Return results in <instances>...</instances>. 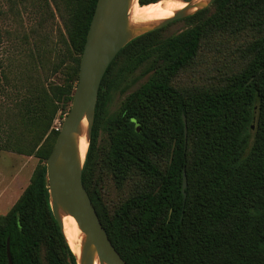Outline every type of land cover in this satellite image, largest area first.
I'll use <instances>...</instances> for the list:
<instances>
[{
  "label": "trees",
  "instance_id": "obj_1",
  "mask_svg": "<svg viewBox=\"0 0 264 264\" xmlns=\"http://www.w3.org/2000/svg\"><path fill=\"white\" fill-rule=\"evenodd\" d=\"M96 1L63 0L70 63L60 82L44 85L31 77L27 85L22 115L35 138L28 145L20 137L0 145L43 162L0 216V264H8L7 238L12 264H77L50 211L44 162L58 133L52 122L71 104ZM212 6L173 37L155 42L152 30L131 39L100 82L81 178L127 264H264V0H215ZM202 48L236 55L238 67L216 85L176 88L173 77ZM122 54L138 57V64L151 58V73L114 115L104 117L108 75ZM98 119L109 136L104 163L114 183L139 176L134 192L112 210L91 188Z\"/></svg>",
  "mask_w": 264,
  "mask_h": 264
},
{
  "label": "rangeland",
  "instance_id": "obj_2",
  "mask_svg": "<svg viewBox=\"0 0 264 264\" xmlns=\"http://www.w3.org/2000/svg\"><path fill=\"white\" fill-rule=\"evenodd\" d=\"M212 3L200 9L207 10L197 15L194 14L200 10L154 29L157 30L154 41L173 37L208 16L213 11ZM65 15L63 0H0V145L16 137L23 140L22 145H28L35 138V129L25 123L22 115L23 97L27 94L31 77L35 78L33 83L44 85L60 82L63 78L64 68L70 63V47L63 24ZM137 59L122 54L115 60L108 75L112 88L102 104L104 117L114 115L125 96L150 75L151 58L139 64ZM238 62L234 54L202 48L190 64L178 71L172 84L178 89L216 85L238 67ZM3 73L6 79L2 78ZM64 116L57 114L52 122L54 129H59ZM94 123L95 113L90 139ZM95 126L90 165L91 188L95 190L100 204L112 210L134 192L140 184L139 176L135 173L129 175L121 186L114 183L104 163L109 136L100 119ZM41 164L43 162L34 155L0 146V216L18 199Z\"/></svg>",
  "mask_w": 264,
  "mask_h": 264
},
{
  "label": "water",
  "instance_id": "obj_3",
  "mask_svg": "<svg viewBox=\"0 0 264 264\" xmlns=\"http://www.w3.org/2000/svg\"><path fill=\"white\" fill-rule=\"evenodd\" d=\"M181 1L185 3L184 7L175 10L170 17L151 27L139 28L135 32L128 27L131 0L96 1L79 60L71 104L44 162L49 206L54 220L63 231L62 216L69 215L83 233L79 259L75 257L77 264H94L95 259L98 264H127L110 241L82 183L84 161L81 162L76 145V134L80 131L81 121L83 118L86 120L84 129L88 143L101 79L110 62L127 42L209 6L215 0H206L204 4L193 0ZM197 6V9L187 11ZM183 123L185 131L184 116ZM185 187L186 176L183 170V197ZM6 256L7 263L12 264L8 238Z\"/></svg>",
  "mask_w": 264,
  "mask_h": 264
},
{
  "label": "bare ground",
  "instance_id": "obj_4",
  "mask_svg": "<svg viewBox=\"0 0 264 264\" xmlns=\"http://www.w3.org/2000/svg\"><path fill=\"white\" fill-rule=\"evenodd\" d=\"M199 4H204L206 0H193ZM185 3L181 0H158L146 4H139L138 0H131L128 12V27L135 32L139 28L151 27L163 19L170 17L177 9L184 7ZM197 7H192L187 11H193ZM86 120L82 119L80 131L76 134L77 152L81 162L87 150V138L85 134ZM64 238L77 259L80 256V243L83 233L78 229L75 220L69 216H62ZM94 264H98L95 259Z\"/></svg>",
  "mask_w": 264,
  "mask_h": 264
}]
</instances>
